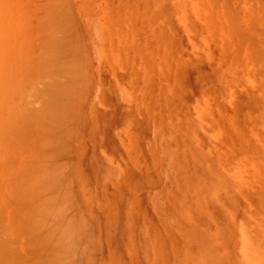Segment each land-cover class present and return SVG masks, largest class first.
Masks as SVG:
<instances>
[{
    "label": "rangeland",
    "instance_id": "1",
    "mask_svg": "<svg viewBox=\"0 0 264 264\" xmlns=\"http://www.w3.org/2000/svg\"><path fill=\"white\" fill-rule=\"evenodd\" d=\"M50 1L0 0V261L264 264L260 0Z\"/></svg>",
    "mask_w": 264,
    "mask_h": 264
},
{
    "label": "bare ground",
    "instance_id": "2",
    "mask_svg": "<svg viewBox=\"0 0 264 264\" xmlns=\"http://www.w3.org/2000/svg\"><path fill=\"white\" fill-rule=\"evenodd\" d=\"M54 1H56V0H54ZM54 1L52 0V2H51V1L49 2V3H51L50 5H52V6L49 7V8H50V9H49L50 11H51V9H55V7L53 6V4H56V2H54ZM204 1H205V0H204ZM213 1H214V0H213ZM213 1L210 0V3H212ZM218 1L221 3L220 0H215L214 2H216V4H214V2H213V4H211V5H212V6L216 5V6L219 7V3H218ZM227 1H228L227 4H229V3L231 2V0H230V1L227 0ZM53 2H54V3H53ZM224 2H226V1L224 0ZM247 2H248V1H247ZM259 2H260V3H259V5H260V6H259V9H260V8L262 7V5H264V4L261 3V2H264V1H263V0H260ZM52 3H53V4H52ZM199 3H200V2H198V4H199ZM205 4H206V2H205ZM223 4L226 5V3H223V1H222V5H223ZM237 6H238V5H237ZM204 7H205V6H204ZM218 7H217V8H218ZM222 7H223V10H225V9L227 10V9H228V8H226L227 6H225V8H224V6H222ZM206 8H207V7H205V9H206ZM229 8H230V9H228L227 11L225 10V15L229 17V14H231L232 11H233L232 17L236 19V15L234 14V13H235V12H234L235 10L232 9V11H231V13H230L229 10H231V6H230ZM213 9H214V8H213ZM259 9H258V10H259ZM206 10H207V9H206ZM208 10H209V9H208ZM218 10H220V8H219ZM238 10H239V9H238ZM261 10H262V8H261ZM236 11H237V10H236ZM187 12H189V10H188ZM200 12H201V10H200ZM209 12H210V10H209ZM226 12H228V14H227ZM258 12L262 15V13H261L260 10H259ZM48 13H49V12H48ZM189 13H190V12H189ZM214 13H215V12H214ZM220 13H221V12L219 11V15H220ZM74 14H75V13H74ZM194 14H195V13H194ZM200 15H201V13H200ZM214 15H215V14H214ZM233 15H234V16H233ZM239 15H240V14H239ZM246 15H247V14H246ZM19 16H20V15H19ZM190 16L193 18L192 15H190ZM220 16H221V15H220ZM253 16H254V15H253ZM257 16H259V15L257 14ZM263 16H264V15H263ZM263 16H261V17H263ZM17 17H18V16H17ZM23 17H25V16H23ZM214 17H215V16H214ZM217 17H218V16H217ZM217 17H215V18H217ZM222 17H223V16H222ZM228 17H227V18L224 17V18L226 19V20L224 19L225 22L228 20ZM230 17H231V15H230ZM230 17H229V18H230ZM232 17H231V18H232ZM35 18L38 20L39 17H38V18L35 17ZM40 18H41V16H40ZM198 18H199V17H197V19H198ZM231 18H230V19H231ZM256 18H257V17H256ZM7 19H8V18H7ZM17 19L19 20V18H17ZM17 19H16V18L13 19V20H15V22H13V23L16 24V20H17ZM188 19L190 20V18H188ZM194 19L196 20V18H194ZM194 19H193V22H195ZM204 19H206V18H204ZM235 19H231V24L233 23V24H232L233 26H232L229 22H227V23H229V24H228V25H229L228 29H230L231 26H232V28H231L232 32H230L231 34L234 33V29L236 28V27H234V23L237 22ZM237 19H239L238 16H237ZM245 19H246V17H245ZM247 19L249 20L248 17H247ZM262 19H263V18H262ZM206 20H207V19H206ZM214 20H215V19H214ZM219 20H220V22H221V19H220V18H219ZM234 20H235V21H234ZM19 21H20V20H19ZM19 21H17V23H19ZM52 21H53V19H52ZM196 21H197V20H196ZM200 21H201V20H200ZM204 21H205V20H204ZM210 21H213V20L211 19ZM245 21H246V20H245ZM245 21H244V22H245ZM261 21H262V20H261ZM11 22H12V21H11ZM53 22H55V20H54ZM197 22H198V21H197ZM206 22H207V21H206ZM213 22H215V21H213ZM248 22L250 23L251 21L249 20ZM56 23H57V22H56ZM189 23H190V22H189ZM207 23H208V22H207ZM221 23H223V22H221ZM246 23H247V22H246ZM249 23H248V24H249ZM19 24H21V23H19ZM196 24H197V26H198L199 23H194L193 25H196ZM200 24H201V22H200ZM203 24H204V22H203ZM211 24H212V22H211ZM214 24H215V23H214ZM214 24H213V26H214ZM236 24H237V23H236ZM238 24H239V23H238ZM248 24H247V26H248ZM259 24H260V23H259ZM13 25H14V24H13ZM16 25H18V24H16ZM16 25H14V26H16ZM23 25H24V24H23ZM193 25L191 24L192 28H193ZM215 25H216V24H215ZM225 25H226V23H225ZM251 25H252V27H253V28H252L253 30H254L255 28H258V26H256L257 24L255 25V24H253V22H252ZM251 25H249V26H251ZM14 26H13L12 28H15ZM20 26L22 27V25H20ZM29 26H30V24H29ZM199 26H200V25H199ZM199 26H198V28H200ZM211 26H212V25H211ZM211 26H210L209 28H211ZM218 26H219V24H218ZM223 26H224V24H223ZM254 26H255V27H254ZM21 27H20V28H21ZM194 27H195V26H194ZM233 27H234V28H233ZM196 28H197V27H196ZM203 28H204V27H203ZM214 28H215V27H214ZM216 28L218 29L217 26H216ZM216 28H215V29H216ZM239 28H240V27H239ZM248 28H249V27H248ZM262 28H263V27H261V29H262ZM22 29H25V28H21V32H22ZM194 29H195V28H194ZM194 29H193V30H194ZM211 29H212V28H211ZM217 29H216V30H217ZM220 29H221V27H220ZM224 29H225V27H224ZM228 29H225V31H226V30L228 31ZM240 29H241V28H240ZM250 29H251V28H250ZM17 30H18V27H17ZM26 30H27V29H26ZM28 30H29V29H28ZM198 30H200V29H197V31H198ZM238 30H239V29H238ZM194 31L196 32V29H195ZM200 31L202 32V30H200ZM227 31H226V32H227ZM240 31L242 32L243 30H240ZM240 31H239V32H240ZM255 31H257V29H256ZM258 31H259V30H258ZM18 32H19V31H18ZM211 32H212V31H211ZM226 32H224V35L226 34ZM236 32H237V31H236ZM252 32L254 33V31H252ZM252 32H251V33H252ZM4 33H5V32H4ZM205 33H206V32H205ZM205 33H204V34H205ZM207 33H208V32H207ZM213 33H214V32H213ZM215 33H216V32H215ZM217 33H218V31H217ZM249 33H250V30H249ZM259 33H260V32H258V34H259ZM221 34H222V33H221ZM228 34H229V33H228ZM236 34H237V33H236ZM255 34H256V33H255ZM255 34H254V35H255ZM18 35H19V33H18ZM47 35H48V34H46V37L48 38ZM57 35H58V36H57ZM57 35H54V36H55L54 38H55L56 40H58V39L61 38V39L59 40L61 43H59V44L56 45V46H58L59 49H56V48H54V47L51 48V49H52V51L54 50V51L57 52V54H58L63 48L60 47V46H62V36H60L59 33H57ZM205 35H206V34H205ZM208 35H209V34H208ZM212 35H214V34H212ZM212 35H211V36H212ZM238 35H239V33H238L236 36L238 37ZM256 35H257V34H256ZM261 35H262V37L264 36V34H262V33H261ZM22 36H24V35H22ZM50 36H51V35H50ZM50 36H49V38H50ZM52 36H53V35H52ZM52 36H51V37H52ZM214 36H216V35H214ZM214 36H213V37H214ZM221 36H223V35H221ZM221 36L218 35V36L215 37V38H218V37H221ZM226 36H227V35H226ZM232 36H233V35H231L230 37H232ZM234 36H235V33H234ZM234 36H233V37H234ZM236 36H235V37H236ZM257 36L259 37V39H262V38H260V35H257ZM57 37H58V38H57ZM59 37H60V38H59ZM208 37L210 38V35H209ZM223 37H225V36H223ZM228 37H229V36L225 37V40H226V41L228 40V39H227ZM235 37L233 38V40L235 39ZM245 37H247V35H246ZM245 37L242 38V42H243V41H244V42H249L250 40H252L251 35H250V39H249V40L247 39V41H245V40H246ZM247 38H248V37H247ZM253 38H255V37L253 36ZM50 39H52V41H53V38H50ZM221 39H222V38H221ZM223 39H224V38H223ZM231 39H232V38H231ZM238 39H239V38H238ZM225 40H224L223 42H225ZM255 40H257V39H255ZM255 40L253 39V42H255ZM215 41H216V40H215ZM215 41H214V42H215ZM235 41L237 42V40H235ZM235 41H232V42H235ZM239 41H240V40H239ZM260 41H261V40H260ZM19 42H20V41H19ZM214 42H212V43H214ZM242 42H240V43H242ZM253 42H252V43H253ZM258 42H259V41H258ZM15 43H16V41H15ZM263 43H264V42H263V39H262V45H263ZM11 44H13V42H12ZM60 44H61V45H60ZM214 44H215V43H214ZM216 44H218V42H217ZM245 44H246V43H245ZM248 44H249V43H248ZM255 44H256V43H255ZM59 45H60V46H59ZM222 45H223V44H222ZM222 45H221V46H222ZM232 45H235V44H232ZM239 45H241V44H239ZM249 45H250V44H249ZM252 45L254 46V44H252ZM262 45L260 44V46H259V45H258V46L261 47ZM21 46H22V45H21ZM224 46H227V45H224ZM242 46H243V43H242ZM18 47H19V46H18ZM247 47H248V46H247ZM262 47H264V46H262ZM262 47H261V48H262ZM60 48H62V49H60ZM219 48H220V47H219ZM224 48H226V47H224ZM224 48L222 47L220 50H222V49L224 50ZM236 48H240V46H239V47L236 46ZM241 48H242V47H241ZM10 49H11V47H10ZM19 49H22V48L20 47ZM230 49H231V47H230ZM230 49H229V50H230ZM245 49H247V48H245ZM252 49H253V47H251V49L249 50L248 53H250L251 56H252V55L255 56L254 59H253V56H252V57H251V60H252V61L255 60L254 63L257 64L256 62H257V61L260 62V61H259V59L256 60V58H259L261 55H262V56L260 57V59H261V58H264V55H263V52H264V51H262V50L260 51V48H258V47L256 48L257 50H255V48H254L255 51L252 50ZM258 49H259V50H258ZM262 49H263V48H262ZM56 50H58V51H56ZM59 50H60V51H59ZM240 50H241V49H240ZM21 51H22V50H21ZM21 51H20V52H21ZM48 51H49V50H48ZM54 51H53V52H54ZM245 51H246V50H245ZM247 51H248V49H247ZM252 51H253V53H252ZM50 52H51V51H50ZM50 52H49V55H48L49 57L47 56L48 59H49V60H47V61H50V60H51V61L53 62V61L55 60V62H56V59H55V58L57 57L56 53H55V52H54V53L51 52V54H50ZM61 52H62V51H61ZM61 52H60V53H61ZM255 52H258V53H256L257 56H256ZM260 52H261V53H260ZM60 53H59V54H60ZM46 54H48V52H46ZM54 54H55V55H54ZM260 54H261V55H260ZM51 55H54V56L51 57ZM219 55H220V54H219ZM239 55H243V53H242V54L240 53ZM259 55H260V56H259ZM55 56H56V57H55ZM58 56H59V55H58ZM240 57H241V56H240ZM51 58H52V59H51ZM53 58H54V59H53ZM57 58H58V57H57ZM241 58H242V57H241ZM240 60H241V59H240ZM242 60H243V58H242ZM244 60H245V59H244ZM261 60H262V59H261ZM263 60H264V59H263ZM263 60H262V61H263ZM51 61H50V62H51ZM246 61H247V60H246ZM52 62H51V63H52ZM58 62H59V61H58ZM263 62H264V61H263ZM47 63H48V62H47ZM53 63H54V62H53ZM242 63H244V61H242ZM240 64H241V63H240ZM53 65H54V64H53ZM255 66H256V65H255ZM262 66H263V65H262ZM59 67H60V66H59ZM59 67H58V68H59ZM53 68H54V67H53ZM235 68H236V67H235ZM53 70H54V69H53ZM61 70H62V69H61ZM61 70H59V71H61ZM55 71H56V70H55ZM53 72H54V71H53ZM256 72H257V70H256ZM256 72H255L254 75H256ZM55 74H56V73H55ZM55 74H54V75H55ZM257 74H259V73L257 72ZM258 76L261 77V75H258ZM250 78H251V77H250ZM255 78H257V77H255ZM262 79H263V78H262ZM262 79H261V81H262ZM55 81H56V80H55ZM255 81L257 82L258 80L255 79ZM259 82H260V80L258 81V84H259ZM20 83H21V82H20ZM22 83H23V82H22ZM55 83H56V82H55ZM260 84H261V83H260ZM260 84H259V85H260ZM262 84H263V83H262ZM66 85H67V84H66ZM259 85H258V86H259ZM263 85H264V84H263ZM67 86H69V84H68ZM260 87H261V86H260ZM22 88H24V87L22 86ZM68 88H69V87H68ZM78 88H79V87H78ZM28 89H29V88H28ZM50 89H51V88H50ZM69 89H70V88H69ZM256 89L258 90L259 88L256 87ZM15 90H16V89H15ZM15 90H14V91H15ZM17 90H18V89H17ZM17 90H16V91H17ZM25 90H26L27 93H28L29 91H31V90H27V88H25ZM52 90H53V88H52ZM26 92H25V94H27ZM51 92H52V91H51ZM51 92H50V93H51ZM14 93H15V92H14ZM29 93H30V92H29ZM4 94H5V93H4ZM6 94H7V93H6ZM10 94H11V93H10ZM15 94H16V93H15ZM15 94L12 93V96H14ZM19 94H20V93H19ZM19 94H18V95H19ZM52 94H53V93H52ZM56 94H57V93H56ZM5 96H6V95H5ZM52 96H53V95H52ZM58 96H59V95H58ZM1 97H2V96H1ZM1 97H0V98H1ZM6 97H7V96H6ZM8 97H9V96H8ZM21 97H22V96H21ZM55 97H57V96L55 95ZM60 97H61V96H60ZM61 98H62V97H61ZM63 98H64V97H63ZM63 98H62V99H63ZM263 98H264V97H263ZM3 99H4V98H3ZM3 99H2V100H3ZM5 99H6V98H5ZM8 99H9V98H8ZM18 99H20V97H19ZM18 99H17V100H18ZM48 99H49V97L47 98V100H48ZM59 99H60V98H59ZM0 100H1V99H0ZM6 100H7V99H6ZM17 100H16V101H17ZM56 100H57V99H56ZM44 101H45V99H43V103H45V105L48 106V104H46V102H44ZM51 101H52V100H51ZM247 101H248V100H247ZM2 102H3V101H2ZM49 102H50V101H49ZM56 102H57V101H56ZM59 102H60V101H59ZM255 102H256V101H254V103H255ZM258 102H259V101H258ZM40 103H42V102H40ZM57 103H58V102H57ZM256 103H257V102H256ZM52 104H53V103H52ZM39 105H40V104H39ZM45 105H44V106H45ZM256 105L258 106V104H256ZM4 106H5V105H4ZM4 106H3V107H4ZM37 106H38V105H37ZM40 106H41V105H40ZM42 106H43V104H42ZM44 106H43V107H44ZM77 106H78V105H77ZM45 108H47V107H45ZM43 109H44V108H43ZM0 110H2V107L0 108ZM204 110H205V109H204ZM204 110H203V111H204ZM23 111H24V110H23ZM42 111H43V110H42ZM42 111H41V112H42ZM2 112H3V111H2ZM2 112H0V113H2ZM19 112H20V111H19ZM25 113H26V112H25ZM25 113H22V114H25ZM34 113H35V112H34ZM4 114H5V111H4ZM7 114H8V113H7ZM7 114H6V115H7ZM17 114H19V113H17ZM36 114H38V113H36ZM1 115H2V114H1ZM9 115H10V114H9ZM2 116H3V115H2ZM2 116H1V117H2ZM12 116H13V114H12ZM35 116H36V115H35ZM38 116H41V115H38ZM19 117H20V116H19ZM19 117H18V119H19ZM3 118H4V117H3ZM5 118H8V116L5 117ZM21 118H22V117H21ZM23 118H25V117H23ZM26 118H27V117H26ZM26 118H25V119H26ZM0 119H1V118H0ZM35 119L40 120V119H38V118H36V117H35ZM1 120H2V119H1ZM206 120H207V118H206ZM48 121H49V120H48ZM36 122H37V121H36ZM38 122H40V121H38ZM11 126H12V125H10V127H11ZM19 126H20V125H19ZM232 126H233V125H232ZM21 127H22V126H21ZM21 127H20V128H21ZM12 129H13V128H12ZM12 132H13V131H12ZM4 140H5V139H4ZM7 140H11V139L8 138ZM5 141H6V140H5ZM7 142H8V141H7ZM9 142H10V141H9ZM20 144H21V143H20ZM20 144H19V145H20ZM22 146H23V145H22ZM226 147H227V146H226ZM5 148H6V146H5ZM7 149H8V147H7ZM22 150H23V149H22ZM22 150H20V151H22ZM17 151H18V150H17ZM24 151H26V150H24ZM24 151H23V152H24ZM26 152H27V151H26ZM28 153H29V152H28ZM247 153H248V152H247ZM19 155H22V154L20 153ZM12 159H13V158H12ZM16 159H17V158H16ZM16 159H15V160H16ZM3 161H4V160H3ZM32 161H34V160H32ZM35 161H36V159H35ZM40 161H41V160H40ZM0 162H1V160H0ZM8 162H9V161H8ZM8 162H7V163H8ZM2 163H3V162H2ZM14 163H15V162H14ZM28 163H29V164H28L29 166H30V164L32 165V162L30 163V162L28 161ZM238 163H239V162H238ZM11 164H12V163H11ZM11 164H9V165H11ZM0 165H1V164H0ZM26 165H27V164H26ZM26 165H24V166L26 167ZM240 165H241V164H240ZM5 166H6V165H5ZM12 166H13V164H12ZM10 167H11V166H10ZM224 167H225V166H224ZM5 168H7V167H5ZM8 168H9V167H8ZM15 168H16V167H15ZM243 168H244V167H243ZM0 169H1V168H0ZM9 169H10V168H9ZM23 169L25 170L26 168L23 167ZM34 169H35V168H34ZM10 170H11V169H10ZM21 170H22V168H21ZM26 170H27V169H26ZM245 170H246V169H245ZM5 171H6V170H5ZM16 171H17V170H16ZM16 171H15V173H16V175H18V174H17L18 171H17V172H16ZM35 171H37V170H35ZM252 171H253V170H252ZM252 171H251V172H252ZM0 172H1V171H0ZM26 172H27V171H26ZM255 172H256V171H255ZM18 173H20V171H19ZM21 173H22V172H21ZM35 173H36V172H35ZM23 174H24V173H23ZM24 175H25V174H24ZM36 175H37V173H36ZM7 176H8V175H7ZM244 176H245V175H244ZM244 179H245V178H244ZM258 179H260V178L258 177ZM5 180H6V179H5ZM246 181H247V180H246ZM259 181H260V180H259ZM12 183H13V182H12ZM246 183H247V182H246ZM1 184H2V182H1ZM244 184H245V183H244ZM2 185H3V184H2ZM8 187H9V184H8V185L6 184L4 190H5V191L8 190V189H9ZM14 187H15V186H14ZM0 188H1V187H0ZM15 188H16V187H15ZM31 188H32V187H31ZM31 188H30V189H31ZM26 189H28V188H26ZM30 189H29V190H30ZM10 190H11V193H10V191H7V193H9L10 196H11V195L13 194V192H12L13 190H12L11 188H10ZM15 190H16V189H15ZM34 190H35V189H34ZM0 192H3V189H2V191L0 190ZM24 192H25V191H24ZM30 192H32V191H30ZM30 192L28 191L27 193H30ZM14 193H15V192H14ZM1 195H2V194H1ZM1 195H0L1 198L4 197V195H5V197H6V194H4V193H3V196H1ZM17 195H18V194H17ZM10 196H9V197H10ZM14 197H15V194H14ZM7 198H8V197H7ZM12 199H13V198H12ZM1 200H2V201H1ZM1 200H0V201H1L2 203H0V204H1L2 206H0V210H2L3 207H4V206H3V203H4V205L6 204V203L3 201V199H1ZM9 202H10V201H9ZM19 204H22V202L19 203ZM6 205H7V204H6ZM6 205H5V210H4V211H1V212H3V215H4L5 217H7V218H6V222H7L8 227H9L10 224H11V217H10L9 214L7 213L8 209H7V206H6ZM22 208H23V207H22ZM15 212H16V211H15ZM15 214H16V213H15ZM15 214H14V215H15ZM24 216H25V214H24ZM31 216H32V215H31ZM35 216H36V215H35ZM1 217H2V216H1ZM32 217H33V216H32ZM13 218H14V217H13ZM14 219H15V218H14ZM21 219H23V218H21ZM26 219H27V218H26ZM2 220H3V219H2ZM3 221H4V220H3ZM0 222H1V221H0ZM1 225H2V224H1ZM8 227H7V228H8ZM29 227H30V226H29ZM27 229H28V228H27ZM0 232H1V231H0ZM1 235H2V234H1ZM1 235H0V236H1ZM23 239H24V238H23ZM26 240H27V239H26ZM29 240H30V239H29ZM33 240H34V239H33ZM4 252H5V247L0 246V256H2ZM0 264H7V263H2V262L0 261Z\"/></svg>",
    "mask_w": 264,
    "mask_h": 264
}]
</instances>
